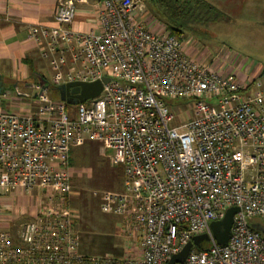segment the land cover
Instances as JSON below:
<instances>
[{"label": "built area", "instance_id": "built-area-1", "mask_svg": "<svg viewBox=\"0 0 264 264\" xmlns=\"http://www.w3.org/2000/svg\"><path fill=\"white\" fill-rule=\"evenodd\" d=\"M85 1L57 0L55 25L30 26L28 37L45 42L53 86L108 77L100 93L75 104L76 119L42 84L34 109L0 107V264H166L204 233L175 264H264V78L194 58L183 37L137 17L143 0H99V30H72ZM169 100L190 101L191 117L172 125L179 106ZM81 138L101 141L123 166L122 190L100 204L122 219L120 256L79 250L68 200L69 149ZM18 189L40 201L13 233L1 198ZM232 206L219 245L210 223Z\"/></svg>", "mask_w": 264, "mask_h": 264}, {"label": "rangeland", "instance_id": "rangeland-1", "mask_svg": "<svg viewBox=\"0 0 264 264\" xmlns=\"http://www.w3.org/2000/svg\"><path fill=\"white\" fill-rule=\"evenodd\" d=\"M207 1L218 6L226 16L220 21L195 24L193 30H186L181 35L185 50L203 62L219 59L225 64L224 71L240 68V76L261 75L264 78V0ZM143 3L144 7L139 9L137 17L149 22L153 28L162 30L164 22L153 14L148 0H143ZM49 95L52 97L53 93ZM189 102H169L172 107L179 106L175 110L177 113L174 112L172 125L191 117V108L187 107ZM6 104L9 109H5L12 110L8 102L2 103ZM65 105L69 117L76 119V106L68 103ZM112 154L113 150L99 140L81 138L71 144L68 205L75 213V232L87 253L120 256L128 245L122 232V219L100 209L105 191L122 190L123 166L112 164ZM25 219L27 220L25 217L15 218L11 229L13 233ZM252 221L258 222V218H253Z\"/></svg>", "mask_w": 264, "mask_h": 264}, {"label": "crops", "instance_id": "crops-1", "mask_svg": "<svg viewBox=\"0 0 264 264\" xmlns=\"http://www.w3.org/2000/svg\"><path fill=\"white\" fill-rule=\"evenodd\" d=\"M99 0H86L76 5L75 18L69 27L76 31H97L100 28L97 17ZM57 0H0V106L3 102L12 110L34 109V86L42 84L51 93L52 68L48 58L42 56L43 44H37L28 37L30 26L52 27ZM22 83V86H19ZM6 93V97L1 96ZM59 99V96H58ZM7 101V102H6ZM66 104V103H65ZM6 109V110H7ZM40 198L36 190L27 196L21 189L5 191L1 198L2 207L11 213L10 230L14 220L32 218ZM24 221V222H25ZM12 231V230H11ZM79 250L87 253L79 241Z\"/></svg>", "mask_w": 264, "mask_h": 264}, {"label": "trees", "instance_id": "trees-1", "mask_svg": "<svg viewBox=\"0 0 264 264\" xmlns=\"http://www.w3.org/2000/svg\"><path fill=\"white\" fill-rule=\"evenodd\" d=\"M148 1L153 14L164 22L166 28L176 36H181L186 30H193L195 24L220 21L226 16L223 10L207 0ZM49 90L54 93V86L49 85ZM54 94V98H58L57 92ZM173 101L169 100V102ZM202 246L201 243L199 247Z\"/></svg>", "mask_w": 264, "mask_h": 264}, {"label": "water", "instance_id": "water-1", "mask_svg": "<svg viewBox=\"0 0 264 264\" xmlns=\"http://www.w3.org/2000/svg\"><path fill=\"white\" fill-rule=\"evenodd\" d=\"M106 81H108V77L105 76L101 80L91 82L72 81L56 85L54 90L57 92L59 100L75 105L97 96L102 90V83ZM237 210L238 208L235 206L229 207L222 219L210 223V229L217 244L223 245L228 241L233 215ZM207 240L208 236L205 233L193 236L177 253L170 256L166 264L182 262L192 246H200L202 242Z\"/></svg>", "mask_w": 264, "mask_h": 264}, {"label": "bare ground", "instance_id": "bare-ground-1", "mask_svg": "<svg viewBox=\"0 0 264 264\" xmlns=\"http://www.w3.org/2000/svg\"><path fill=\"white\" fill-rule=\"evenodd\" d=\"M183 34H184V33H183ZM34 87H35V86H34ZM52 91H54V90H52ZM55 92H56V91H54V93H55ZM52 93H53V92H52ZM54 93H53V95H55ZM52 97H54V96H52ZM72 105H73V104H72ZM25 220H26V219H25ZM29 220H30V219H29Z\"/></svg>", "mask_w": 264, "mask_h": 264}]
</instances>
